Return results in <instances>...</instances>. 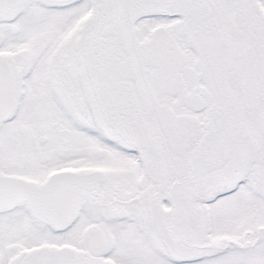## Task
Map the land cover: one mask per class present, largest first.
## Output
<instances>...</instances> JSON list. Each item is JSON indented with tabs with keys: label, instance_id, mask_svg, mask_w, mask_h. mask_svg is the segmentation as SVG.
I'll return each mask as SVG.
<instances>
[{
	"label": "snow or ice",
	"instance_id": "snow-or-ice-1",
	"mask_svg": "<svg viewBox=\"0 0 264 264\" xmlns=\"http://www.w3.org/2000/svg\"><path fill=\"white\" fill-rule=\"evenodd\" d=\"M0 264H264V0H0Z\"/></svg>",
	"mask_w": 264,
	"mask_h": 264
}]
</instances>
